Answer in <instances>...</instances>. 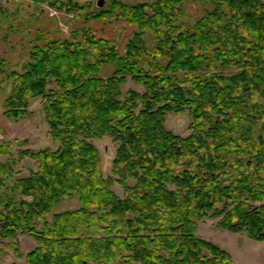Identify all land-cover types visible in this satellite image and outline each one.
<instances>
[{"label": "trees", "instance_id": "16d2710c", "mask_svg": "<svg viewBox=\"0 0 264 264\" xmlns=\"http://www.w3.org/2000/svg\"><path fill=\"white\" fill-rule=\"evenodd\" d=\"M34 1L76 20L87 9ZM188 1H112L84 22L133 25L123 52L83 27L38 37L6 75L3 115L22 119L39 100L57 145L16 157L0 146V241L24 264H233L196 235L205 220L264 241V0H197L212 10L194 25L184 21ZM104 67L113 69L105 78ZM127 79L143 91L123 93ZM185 113L189 135L166 129L168 115ZM103 138L116 145L108 177L94 144ZM23 160L36 170L18 175ZM75 199L78 209L49 219ZM25 234L36 247L23 256L14 241Z\"/></svg>", "mask_w": 264, "mask_h": 264}, {"label": "rangeland", "instance_id": "374dc122", "mask_svg": "<svg viewBox=\"0 0 264 264\" xmlns=\"http://www.w3.org/2000/svg\"><path fill=\"white\" fill-rule=\"evenodd\" d=\"M55 1V0H53ZM80 6L85 5L87 9L80 13L81 19L76 20L72 13L57 10L47 3L34 0H0V61L6 62L5 73L0 71V146L11 144L9 155L16 157L19 150L50 149L54 150L57 145L48 136V126L41 110L40 101L32 103L28 116L16 121L6 118L3 102L8 97L11 85L6 75L10 70H20L21 64L28 59L32 47L36 44L38 37L42 39L69 38L73 29L88 28L98 38L107 39L119 45L121 52L132 37L135 30L133 25L124 20L114 18H101L97 21L85 23V16L104 14L112 1L118 3H152L146 0H104L103 8H98L97 0H76ZM212 7L208 4L189 0L185 5L184 21L189 25L210 12ZM1 70V67H0ZM113 71L110 67L101 69L100 77H107ZM129 90L142 92L141 86L127 79L122 92ZM189 117L185 114H170L165 119V127L172 133L180 136L189 135ZM98 149L100 168L104 177L111 172L112 161L115 156L116 145L109 138L94 141ZM8 155H0V161L5 162ZM14 170L18 175H27L36 170L31 160L18 161ZM114 191L121 195L120 189L114 186ZM79 202L75 200H63L56 206L49 219L55 213L72 211L79 208ZM196 235L203 240L218 245L231 255L233 264H264V241L256 242L243 235H237L219 229L214 221L205 220L198 223ZM9 241H0V258L2 264H24V260L15 257L12 250L8 248ZM19 251L25 256L36 247V243L29 235H18L16 240Z\"/></svg>", "mask_w": 264, "mask_h": 264}, {"label": "water", "instance_id": "95a60500", "mask_svg": "<svg viewBox=\"0 0 264 264\" xmlns=\"http://www.w3.org/2000/svg\"><path fill=\"white\" fill-rule=\"evenodd\" d=\"M130 1H135V0H130ZM146 1H152V0H146ZM104 3H105L104 0H97L96 5L98 8H103Z\"/></svg>", "mask_w": 264, "mask_h": 264}]
</instances>
